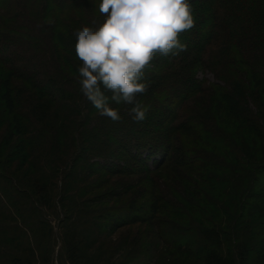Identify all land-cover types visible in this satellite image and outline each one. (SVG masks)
<instances>
[{
  "label": "trees",
  "instance_id": "16d2710c",
  "mask_svg": "<svg viewBox=\"0 0 264 264\" xmlns=\"http://www.w3.org/2000/svg\"><path fill=\"white\" fill-rule=\"evenodd\" d=\"M99 3L0 0V131L10 118L0 144V264H53L40 233L62 243L59 264H131L124 258L129 243L116 245V232L165 223L149 212L82 221L98 217L78 211V198L88 174L162 171L203 208L187 207L193 239L162 234L169 252L158 251L154 264L174 257H185L181 264H264V0H190L195 26L179 37L186 49L157 54L145 69L147 91L137 97L149 109L142 122L133 121L131 105L111 101L121 120L100 116L80 90L74 34L105 20ZM15 140L5 155L1 148ZM190 154L196 159L185 158ZM194 182L205 186L197 195ZM104 194L91 201L123 196ZM45 210L60 218L55 235ZM61 214L74 220L61 226ZM154 245L139 239L135 252ZM5 247L18 255L9 258Z\"/></svg>",
  "mask_w": 264,
  "mask_h": 264
},
{
  "label": "clouds",
  "instance_id": "9594fccd",
  "mask_svg": "<svg viewBox=\"0 0 264 264\" xmlns=\"http://www.w3.org/2000/svg\"><path fill=\"white\" fill-rule=\"evenodd\" d=\"M105 20L75 32L81 92L102 117L121 120L110 101L131 105L134 122L146 119L138 100L147 91L145 69L157 54L177 56L186 49L180 34L195 26L190 0H100ZM110 92L111 96L106 95Z\"/></svg>",
  "mask_w": 264,
  "mask_h": 264
},
{
  "label": "rangeland",
  "instance_id": "374dc122",
  "mask_svg": "<svg viewBox=\"0 0 264 264\" xmlns=\"http://www.w3.org/2000/svg\"><path fill=\"white\" fill-rule=\"evenodd\" d=\"M200 78H203V75L200 74ZM210 81H213L211 76H207ZM2 111H0V115ZM4 118H7L4 116ZM4 126L0 131V144L4 139L5 133L8 131L10 127V118L7 123H3ZM177 124V122H176ZM173 126V125H172ZM171 134L168 133L167 136ZM174 134H172L173 136ZM160 139V138H159ZM162 141L165 139L168 141V138H161ZM160 139V140H161ZM170 139V137H169ZM192 142V139H190ZM189 142V143H190ZM16 143L12 142L8 147H2L5 155H9L10 152L13 151V147ZM190 145H192L190 143ZM85 154H88L87 152ZM185 158L188 160H195L196 157L190 155H185ZM174 161V157H171V162ZM85 161H80L79 164H84ZM15 166L18 163L14 164ZM151 168L155 167L154 161L150 163ZM62 172V171H61ZM80 173H84V169L79 171ZM23 172L21 173V175ZM171 172L162 171L161 174H154L153 176H143V175H134V176H118V177H109V176H98L88 174L89 180L85 184H83L84 191L82 192L81 197L78 198L79 207L78 211H82L84 213H96L97 217L100 219H88L81 218L82 221H104V218L108 213L112 214L116 212L118 215L126 214H136L137 213H145L149 212L157 218L154 221H161L165 224L156 228L155 226L148 227L144 224H137L133 226L126 227L124 229L119 230V232L113 236L112 240L116 241V245L124 246V242L129 243V248L127 250L128 255H125V259L131 261V264H154L155 258L153 255L157 254L158 251H167V245L165 241L162 239L163 233H167L166 236L172 241H177L181 243H186L187 241L193 239L194 235L198 234L197 231H193V224L191 223L192 219H194V215L187 208L188 206L192 207H201L200 202L194 199V196L191 194L189 190L185 187L181 188L182 190H178V188L174 185H171ZM155 185L157 195L155 196ZM86 189V190H85ZM192 189H194L196 195V190L205 189V186L200 185V183L193 184ZM108 191L118 192L122 197L118 198L116 202L96 205L91 199L96 198V195L108 193ZM105 195V194H104ZM96 200H94L95 202ZM150 205H153L154 209L158 212L155 213L152 209H150ZM201 210V209H200ZM46 214H51V223L55 232L59 229L60 218L58 216H53L52 212L45 210ZM46 217V215H44ZM204 218V217H201ZM74 219L70 216L68 218L64 217V214H61V226L64 224H68L69 221H73ZM92 229V226L89 227ZM158 229L162 230L161 234H159ZM63 230V229H62ZM61 230V232H62ZM62 234V233H61ZM90 240L93 239V236L89 237ZM166 238V237H165ZM37 239H39L43 251H47L51 253L53 257V264H59V255H61L62 250H60L61 242L59 239L53 237V241L50 240L48 235H44L40 233L37 235ZM52 239V238H51ZM150 241L153 240L155 244L152 250L146 249V247H140V249L135 252L137 242L139 241ZM4 252L9 256V258L13 255H18L13 249L9 247H5ZM12 256V257H13ZM132 257V259L130 258ZM167 256H169L167 254ZM168 262L174 261L173 264H181L186 262L185 257H174L172 259L167 260ZM69 264V263H65Z\"/></svg>",
  "mask_w": 264,
  "mask_h": 264
}]
</instances>
